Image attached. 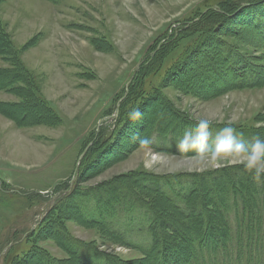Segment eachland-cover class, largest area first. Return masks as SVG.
Returning a JSON list of instances; mask_svg holds the SVG:
<instances>
[{
  "label": "rangeland",
  "instance_id": "1",
  "mask_svg": "<svg viewBox=\"0 0 264 264\" xmlns=\"http://www.w3.org/2000/svg\"><path fill=\"white\" fill-rule=\"evenodd\" d=\"M0 89V264L262 263L264 186L176 140L264 137V1L0 0Z\"/></svg>",
  "mask_w": 264,
  "mask_h": 264
},
{
  "label": "clouds",
  "instance_id": "2",
  "mask_svg": "<svg viewBox=\"0 0 264 264\" xmlns=\"http://www.w3.org/2000/svg\"><path fill=\"white\" fill-rule=\"evenodd\" d=\"M129 118H141L138 109H132ZM141 143H149L142 139ZM178 152L195 154V158L210 166H220L225 161L241 165L255 183H264V137L254 135L245 138L233 126L221 128L213 135L208 119H200L194 128H186L176 140Z\"/></svg>",
  "mask_w": 264,
  "mask_h": 264
},
{
  "label": "trees",
  "instance_id": "3",
  "mask_svg": "<svg viewBox=\"0 0 264 264\" xmlns=\"http://www.w3.org/2000/svg\"><path fill=\"white\" fill-rule=\"evenodd\" d=\"M262 1H264V0H262ZM241 4H243V3H241ZM255 27H256V29L260 28L259 25H255ZM249 73H250V71L246 70V74H249ZM254 76L257 77L255 75V73H254ZM239 77L240 76L237 77V75L233 76L232 77L233 82H239ZM14 79L15 78H13V80ZM241 86H242L241 83H238L236 85L237 88H239ZM113 138H114V136H113ZM260 184L262 185V187L264 186V183H260ZM232 193L234 196L236 195L234 190H232ZM263 194H264V190H263ZM219 197L221 198V194H219ZM242 205H243L242 207H243L244 213L247 214L245 216V218L243 219L244 225H246V227H247V223H248L247 221L250 222L249 224H256V222H257V226L254 227L252 229V231L263 230L264 229V204L260 207H257L258 204L254 203V200H252L251 202L242 201ZM207 244L210 245V243H207ZM218 244L223 245L226 248V247L233 245L235 243H230L229 241H225L224 243H218ZM260 244H262V243H260ZM201 245H203V243H201ZM202 248H204L208 251L210 257L213 256V258H212L213 260L209 261L207 257L198 256L197 261L194 264H231L235 261L239 262V263H235V264H258L259 263L258 260L254 256L250 257L249 255H247L244 252L235 254L233 251H226L228 254L234 255V258L231 259L229 257H225L223 254L221 255L218 250L217 251L215 250V244H212L210 246H204ZM259 261L262 262L261 264H264V257H260Z\"/></svg>",
  "mask_w": 264,
  "mask_h": 264
},
{
  "label": "bare ground",
  "instance_id": "4",
  "mask_svg": "<svg viewBox=\"0 0 264 264\" xmlns=\"http://www.w3.org/2000/svg\"><path fill=\"white\" fill-rule=\"evenodd\" d=\"M26 147V146H25ZM21 149V148H20Z\"/></svg>",
  "mask_w": 264,
  "mask_h": 264
}]
</instances>
